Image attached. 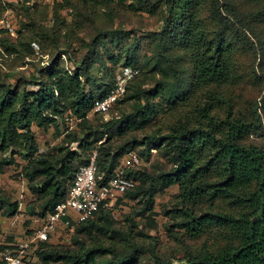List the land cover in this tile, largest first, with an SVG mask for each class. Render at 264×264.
Returning a JSON list of instances; mask_svg holds the SVG:
<instances>
[{"label":"trees","instance_id":"obj_1","mask_svg":"<svg viewBox=\"0 0 264 264\" xmlns=\"http://www.w3.org/2000/svg\"><path fill=\"white\" fill-rule=\"evenodd\" d=\"M26 2L17 4V37L0 39V172L15 157L23 162L26 212H51L94 152L99 184L130 152L149 161L155 150L162 161L127 172L137 184L123 195L134 201L123 224L100 207L69 244L37 243L22 264H264V0H65L50 27L32 16L45 6ZM66 7L70 24L58 12ZM124 8L156 15L158 27L102 24L79 37ZM45 55L49 65L10 82L7 61L33 66ZM123 67L138 74L107 113L93 112ZM34 128H52L59 142L40 151ZM171 187L177 192L156 211ZM19 206L0 187V216Z\"/></svg>","mask_w":264,"mask_h":264},{"label":"rangeland","instance_id":"obj_2","mask_svg":"<svg viewBox=\"0 0 264 264\" xmlns=\"http://www.w3.org/2000/svg\"><path fill=\"white\" fill-rule=\"evenodd\" d=\"M77 0H72V2H76ZM65 0H50L45 4L43 10H39L38 13L34 12L33 17L42 25H46V27H50L49 20H53V8L57 3H64ZM10 8V15L13 16L16 25L19 26L20 21L24 18L22 16V9L17 4L9 1L7 4ZM128 8H124L113 17L110 21L108 18L104 17L103 14L95 21V24L92 26L90 24H85L86 26L83 28V32H79V37L90 36L91 33H94L95 29L102 24H105L109 28L116 29L118 27H123L125 29H135L137 31H151L158 27V18L156 15H151L148 13H142L140 11L130 12L127 10ZM60 17L66 20V24H70L71 20L74 19V9L72 8H64L59 9ZM36 13V15H35ZM70 20V22H69ZM66 27V26H65ZM67 28V27H66ZM108 29V28H106ZM140 34V33H139ZM147 51V45L143 43L140 46V53L143 54ZM48 55H45V61L43 63L39 62L38 58L34 59L32 66L28 63V60H18L13 58L12 60L7 61L8 64L14 68L11 70L10 77L12 75L10 82H14L16 77L19 75L28 76L31 73L35 72V65H41L42 67L46 64ZM2 63V62H0ZM8 71V70H7ZM119 77V70L116 74V79ZM244 93L248 96L253 94V90L247 88L244 90ZM109 115H106L108 118ZM76 120L74 118L67 120V125L70 129H74L76 126ZM37 143L39 145L40 151H46L50 149L52 146L56 145L60 138H56L54 134V130L49 128L46 131H42L40 129L34 128ZM75 146V145H74ZM136 153V152H135ZM138 155V154H137ZM8 157V154L5 156ZM141 162L139 166L136 167L137 171L148 170L151 166V163L162 161L161 155L158 151L152 150L149 161H145L140 158ZM15 161L17 165H6L2 168V172H0V187L4 189L8 194H10L13 199L17 200L19 203V209L16 215L12 218H3L0 216V242L2 243V247L6 249H11L15 247V244L27 240L30 235H32L35 230H37L41 223L42 218L37 216H30L26 212V205L30 203L32 200V195L29 191L26 190L25 183L20 174L19 166L23 164L19 157H15ZM126 164V162H125ZM177 192L176 187H171L167 189V191L156 197V211H159L162 205H165L169 199L172 197L174 193ZM134 206V201H130L127 198H123V195L117 196L113 201H111L108 205V209L111 210L112 215L119 224H123V216L129 214L131 212V208ZM156 221L159 226L158 235L161 242H166L167 238L165 237V232L162 228L163 223L166 221L161 215L157 216ZM73 231H69L66 229H59L57 233L50 236L49 244H69L71 240ZM31 263L34 262L33 258L30 260Z\"/></svg>","mask_w":264,"mask_h":264},{"label":"built area","instance_id":"obj_3","mask_svg":"<svg viewBox=\"0 0 264 264\" xmlns=\"http://www.w3.org/2000/svg\"><path fill=\"white\" fill-rule=\"evenodd\" d=\"M9 1L15 4L26 2V0H0V39L17 37L18 26L10 15L11 11L7 5ZM49 1L30 0L26 3L32 5L36 2L45 5L49 4ZM51 24L52 21H49V25ZM45 65H49V62ZM137 74L136 68H121L114 89L106 97L94 103L93 112L107 113L123 96L128 82ZM95 159L94 152L90 161L78 168L64 200L57 203L53 210L42 218L40 227L27 240L15 244V247L11 249L3 248L0 242V264H22L30 246L48 242L50 236L57 233L59 229L73 231L75 226L91 218L100 207H108L117 196L124 195L136 186L137 183L127 177V172L139 166L141 160L137 153L126 154L121 164L114 170V175L105 184H99Z\"/></svg>","mask_w":264,"mask_h":264}]
</instances>
